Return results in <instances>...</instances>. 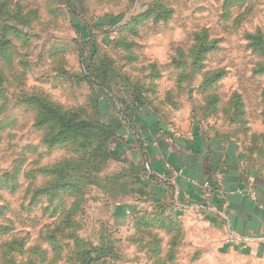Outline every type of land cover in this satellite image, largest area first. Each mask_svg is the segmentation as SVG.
Instances as JSON below:
<instances>
[{"label":"rangeland","instance_id":"374dc122","mask_svg":"<svg viewBox=\"0 0 264 264\" xmlns=\"http://www.w3.org/2000/svg\"><path fill=\"white\" fill-rule=\"evenodd\" d=\"M7 9L29 42L0 62V264H264L203 211L179 212L143 153L156 127L264 167V0ZM33 94L81 129L60 132Z\"/></svg>","mask_w":264,"mask_h":264},{"label":"crops","instance_id":"0c3cea01","mask_svg":"<svg viewBox=\"0 0 264 264\" xmlns=\"http://www.w3.org/2000/svg\"><path fill=\"white\" fill-rule=\"evenodd\" d=\"M147 132L143 137L153 173L163 172L157 177L164 195L172 189L178 211H203L237 239L264 250V167L244 156L238 163L224 162V149L210 147L195 132L165 135L156 127ZM214 156L220 157L217 162Z\"/></svg>","mask_w":264,"mask_h":264},{"label":"trees","instance_id":"16d2710c","mask_svg":"<svg viewBox=\"0 0 264 264\" xmlns=\"http://www.w3.org/2000/svg\"><path fill=\"white\" fill-rule=\"evenodd\" d=\"M7 3L8 0H0V24L4 18V13H7V18H5L7 24L0 26V62H3L5 66L14 63L13 56L15 54H19L20 51L17 49V42L23 40L25 46H27L29 42L28 34H23L20 31V23H22L20 16H18L14 9L8 10ZM3 41H6V47L4 46ZM7 96L8 95L4 89L2 91L0 90V98H7ZM28 100L30 104L32 103L37 107L38 114L43 115L45 119L48 118L54 125L56 124L59 127L60 132L68 130L75 135L77 131L81 129V124L74 120V117H78L77 114L73 115V113H63L61 109L55 107L52 103L41 96H36L33 94L30 95ZM99 127L101 130L106 131L109 135L112 133L111 129L106 124L97 126V129H99ZM143 153L145 154V163L148 167V165H150V162L148 161V152L146 149H143ZM92 262L93 261L90 259H85L83 264H92Z\"/></svg>","mask_w":264,"mask_h":264},{"label":"built area","instance_id":"2783aa9c","mask_svg":"<svg viewBox=\"0 0 264 264\" xmlns=\"http://www.w3.org/2000/svg\"><path fill=\"white\" fill-rule=\"evenodd\" d=\"M207 185H209V182H207Z\"/></svg>","mask_w":264,"mask_h":264}]
</instances>
